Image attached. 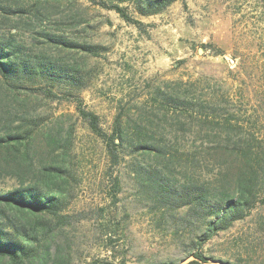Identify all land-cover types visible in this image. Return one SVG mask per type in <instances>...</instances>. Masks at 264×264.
I'll use <instances>...</instances> for the list:
<instances>
[{
	"label": "rangeland",
	"instance_id": "374dc122",
	"mask_svg": "<svg viewBox=\"0 0 264 264\" xmlns=\"http://www.w3.org/2000/svg\"><path fill=\"white\" fill-rule=\"evenodd\" d=\"M101 2L108 0H0V36L13 37L30 56L83 74L73 85L51 86L28 77L14 90L0 86L5 103L0 107V136L21 126L23 118L38 122L41 142L48 132L64 138L71 131V201L62 212L66 219L56 224L72 236V264H178L194 252L228 264H264V203L199 243L197 215L188 214V206L177 198L169 204L160 201L144 177L160 170L178 186L177 193L188 177L220 185L214 161L201 154L190 159L196 147L209 143L200 128L181 115L182 133L170 110L150 101L156 88L162 96L175 93L195 107L229 112L244 125L251 118L264 126L262 0H174L149 15L121 2L133 22ZM84 45L92 52L80 47ZM49 87L54 94L45 93ZM14 95L31 104L29 108L20 112ZM77 103L98 115L106 133L118 118L127 131L144 127L165 153L124 148L112 163L104 140L79 115ZM197 130L200 135H193ZM176 145L183 157L170 159ZM38 163L35 158L34 167ZM1 165L0 194L19 186L16 173Z\"/></svg>",
	"mask_w": 264,
	"mask_h": 264
},
{
	"label": "trees",
	"instance_id": "16d2710c",
	"mask_svg": "<svg viewBox=\"0 0 264 264\" xmlns=\"http://www.w3.org/2000/svg\"><path fill=\"white\" fill-rule=\"evenodd\" d=\"M124 1L131 2L139 14L149 15L160 12L174 0H108L101 3L114 9L126 21L133 22L126 8L120 5ZM262 2L264 4V0ZM80 47L87 52L93 50L87 45ZM28 77L48 81L51 86L63 82L73 85L81 82L83 74L46 57L30 56L13 37L0 36V86L3 83L9 90H14L23 87L18 83ZM50 88L44 89L46 94H54ZM150 98L155 107L170 110L182 133L185 128L184 122L180 121L181 115L200 128L203 139L209 143L205 147H196L190 159L201 154L217 164L218 187L203 185L188 177L181 182L180 193H177L175 183L168 181L164 173H158L160 170L152 169L144 174L160 201L169 204L177 198L182 205L188 206V214L197 215L199 243L217 230L243 219L256 204L264 203V126L258 124V119L249 118L244 125L240 118L229 112L222 115L215 108L206 110L186 104L175 93L162 96L160 88L154 89ZM12 102L19 106L20 112L31 105L15 95ZM1 106L5 103L0 98ZM76 108L90 130L104 140L112 163L117 161L118 151L124 148L165 153L164 145L154 144L151 141L154 136L143 131L144 127L136 125L127 131L118 118L111 132L106 133L99 125L97 114L82 108L79 103ZM22 120L21 126L9 128L0 136V163H4L1 167L11 168L19 181L17 188L0 194V264H72V236L56 224L57 220L66 219L62 212L71 201L68 168L71 131L64 138L60 132H48L46 140L41 142L37 138L38 122ZM5 121L11 122L10 117ZM204 125L206 129H203ZM173 128L177 141L179 133L176 126ZM199 133L197 130L193 135L199 136ZM169 153L170 159L182 156L177 145ZM35 158L39 163L34 167ZM29 174L31 180L27 182ZM61 238L63 241L59 244ZM193 255L206 258L197 252ZM99 264L112 263L102 261ZM188 264L202 263L192 261Z\"/></svg>",
	"mask_w": 264,
	"mask_h": 264
},
{
	"label": "water",
	"instance_id": "95a60500",
	"mask_svg": "<svg viewBox=\"0 0 264 264\" xmlns=\"http://www.w3.org/2000/svg\"><path fill=\"white\" fill-rule=\"evenodd\" d=\"M192 261H198L199 263H202V264H228V262L221 260V259H215V258L201 259V258L196 257L193 254L184 257L178 264H188Z\"/></svg>",
	"mask_w": 264,
	"mask_h": 264
}]
</instances>
